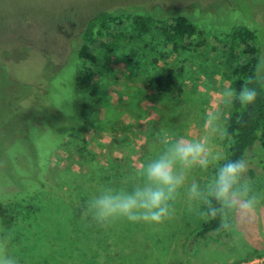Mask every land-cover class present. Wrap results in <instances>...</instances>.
Returning a JSON list of instances; mask_svg holds the SVG:
<instances>
[{
	"label": "rangeland",
	"instance_id": "obj_1",
	"mask_svg": "<svg viewBox=\"0 0 264 264\" xmlns=\"http://www.w3.org/2000/svg\"><path fill=\"white\" fill-rule=\"evenodd\" d=\"M104 10L140 15L146 26L137 30L123 20L128 39L118 50L95 51V62L81 60L77 48L86 23ZM176 16L187 17L206 43L190 51L168 48L157 21ZM240 28L257 33L262 78L264 0H0V205L7 221L0 237H10L20 264L264 258V201L252 213L230 212L222 241L193 239L203 206L189 205L183 195L158 226L98 224L87 212L100 189L127 188L140 179L136 174L163 134L199 139L213 112L226 129L230 104L221 93L233 89L235 59L219 42ZM166 67L175 71L181 93L155 91L154 78ZM73 121L74 131L62 141ZM227 141V134L215 140L225 156ZM213 171H194L191 178L206 182ZM251 185L264 195V174Z\"/></svg>",
	"mask_w": 264,
	"mask_h": 264
},
{
	"label": "clouds",
	"instance_id": "obj_2",
	"mask_svg": "<svg viewBox=\"0 0 264 264\" xmlns=\"http://www.w3.org/2000/svg\"><path fill=\"white\" fill-rule=\"evenodd\" d=\"M224 104L239 102L253 105L257 88L244 86L238 92L225 88ZM206 132L199 139L171 137L163 134L155 154L136 174L140 179L130 181L127 188L104 187L90 199L87 212L98 224L123 220L130 224L160 225L174 213V203L183 195L189 205L203 206L199 215L206 222L216 220L221 230H228L230 212L256 211L264 195L253 191L247 177L246 158L227 159L215 144L226 135L219 114L213 112L205 121ZM214 170L206 182L191 178L194 171ZM0 264H20L10 247V237H0Z\"/></svg>",
	"mask_w": 264,
	"mask_h": 264
},
{
	"label": "trees",
	"instance_id": "obj_3",
	"mask_svg": "<svg viewBox=\"0 0 264 264\" xmlns=\"http://www.w3.org/2000/svg\"><path fill=\"white\" fill-rule=\"evenodd\" d=\"M125 19L137 30H143L146 26L145 19L140 15L124 17L104 10L92 16L84 28L77 48V57L95 62V51L101 50L111 54L118 50L128 39L120 29ZM157 24L165 45L173 51L198 49L207 41L203 33L187 17L176 16L167 19L166 22L159 20ZM212 39L214 42L219 41L215 37ZM219 44H222L224 49L230 48L229 55L235 59V65L231 69L233 89L238 92L244 86H254L258 91L257 100L253 105L244 106L239 102L230 104L226 127L228 136L226 158L232 160L246 158L249 162L247 177L250 182H254L258 175L264 174V77L259 78L257 73L261 48L256 31L246 28L235 30L220 40ZM154 89L159 94H179L182 91L176 80L175 71L170 67L163 68L156 75ZM75 127L73 121V126L64 132L62 141ZM40 188L47 189L43 184ZM20 198L22 197L15 200ZM0 200H3V197ZM1 207L0 205V227L7 222ZM227 222L229 224L228 218ZM89 231L90 227L84 228V232ZM227 231L221 230L216 220L208 222L204 220L193 239L197 241L211 237L222 241L228 236Z\"/></svg>",
	"mask_w": 264,
	"mask_h": 264
},
{
	"label": "built area",
	"instance_id": "obj_4",
	"mask_svg": "<svg viewBox=\"0 0 264 264\" xmlns=\"http://www.w3.org/2000/svg\"><path fill=\"white\" fill-rule=\"evenodd\" d=\"M236 264H264V258H261V259H253L251 261L240 262V263H236Z\"/></svg>",
	"mask_w": 264,
	"mask_h": 264
}]
</instances>
